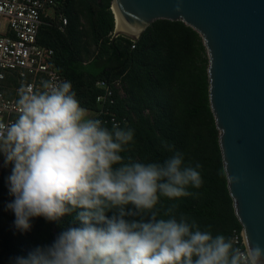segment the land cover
<instances>
[{"label": "clouds", "instance_id": "1", "mask_svg": "<svg viewBox=\"0 0 264 264\" xmlns=\"http://www.w3.org/2000/svg\"><path fill=\"white\" fill-rule=\"evenodd\" d=\"M17 97L15 118L0 121L3 210L16 233L31 232L37 218L61 230L7 264H264V246L247 234L241 243L177 213L175 203L158 207L203 184L202 165L174 143L161 140L163 159L126 155L135 130L90 115L70 80L21 83Z\"/></svg>", "mask_w": 264, "mask_h": 264}, {"label": "trees", "instance_id": "2", "mask_svg": "<svg viewBox=\"0 0 264 264\" xmlns=\"http://www.w3.org/2000/svg\"><path fill=\"white\" fill-rule=\"evenodd\" d=\"M55 2L57 15L66 16L69 23L62 29L57 15L44 19L39 43L54 50L52 67L61 79L72 82L83 107L109 127L116 122L135 130L126 155L163 159L167 155L160 147L163 139L202 165L199 189L190 187L188 197L162 198L158 207L163 211L175 203L177 213L195 218L202 227L211 225L214 234L241 235L210 104L209 57L201 35L181 21L158 20L137 42L123 36L114 40L113 0ZM102 80L120 87L105 103H98L104 91L97 83ZM8 174L1 169L0 264H7L9 256L26 255L36 245L50 243L61 230L37 218L31 232H14V215L3 210ZM70 220L66 216L63 223Z\"/></svg>", "mask_w": 264, "mask_h": 264}, {"label": "water", "instance_id": "3", "mask_svg": "<svg viewBox=\"0 0 264 264\" xmlns=\"http://www.w3.org/2000/svg\"><path fill=\"white\" fill-rule=\"evenodd\" d=\"M112 11L114 40L137 42L158 20L203 38L225 172L240 177L228 179L235 213L243 236L264 246V0H113Z\"/></svg>", "mask_w": 264, "mask_h": 264}, {"label": "built area", "instance_id": "4", "mask_svg": "<svg viewBox=\"0 0 264 264\" xmlns=\"http://www.w3.org/2000/svg\"><path fill=\"white\" fill-rule=\"evenodd\" d=\"M55 0H0V121L8 122L15 118L16 99L10 97L1 85L8 76L21 83L39 85L41 79H61L58 70L52 67L54 50L39 43V34L44 19L59 17L63 29L69 23L68 18L56 13ZM52 10V13L50 12ZM57 15V16H56ZM4 22H7L3 32ZM133 48H135L133 46ZM97 86L104 94L97 98L105 103L113 96L119 83L110 85L99 81ZM114 121V120H112ZM243 241V233L236 235Z\"/></svg>", "mask_w": 264, "mask_h": 264}, {"label": "crops", "instance_id": "5", "mask_svg": "<svg viewBox=\"0 0 264 264\" xmlns=\"http://www.w3.org/2000/svg\"><path fill=\"white\" fill-rule=\"evenodd\" d=\"M2 89L6 91V93L12 98L17 99V83L14 78H11L10 76L7 77L6 81L2 83L1 85ZM11 88V89H10Z\"/></svg>", "mask_w": 264, "mask_h": 264}, {"label": "rangeland", "instance_id": "6", "mask_svg": "<svg viewBox=\"0 0 264 264\" xmlns=\"http://www.w3.org/2000/svg\"><path fill=\"white\" fill-rule=\"evenodd\" d=\"M50 12L52 13V10H51ZM3 25H4V28H3V32H4V31H6V25H7V22H6V23L4 22ZM10 89H11V88H10ZM89 113H90V115L94 116V114H93L92 112H89ZM0 171H1V169H0Z\"/></svg>", "mask_w": 264, "mask_h": 264}, {"label": "bare ground", "instance_id": "7", "mask_svg": "<svg viewBox=\"0 0 264 264\" xmlns=\"http://www.w3.org/2000/svg\"><path fill=\"white\" fill-rule=\"evenodd\" d=\"M117 20V19H116ZM117 26H118V24H117Z\"/></svg>", "mask_w": 264, "mask_h": 264}]
</instances>
